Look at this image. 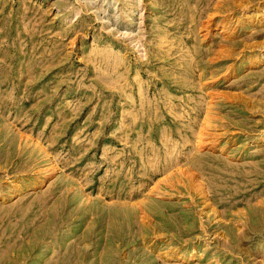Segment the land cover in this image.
<instances>
[{"label": "rangeland", "instance_id": "1", "mask_svg": "<svg viewBox=\"0 0 264 264\" xmlns=\"http://www.w3.org/2000/svg\"><path fill=\"white\" fill-rule=\"evenodd\" d=\"M0 264H264V0H0Z\"/></svg>", "mask_w": 264, "mask_h": 264}]
</instances>
